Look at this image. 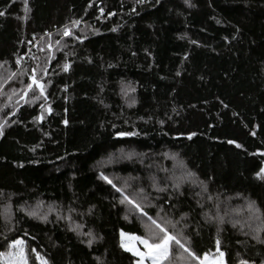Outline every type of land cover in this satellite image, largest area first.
Returning <instances> with one entry per match:
<instances>
[{
  "label": "trees",
  "instance_id": "1",
  "mask_svg": "<svg viewBox=\"0 0 264 264\" xmlns=\"http://www.w3.org/2000/svg\"><path fill=\"white\" fill-rule=\"evenodd\" d=\"M0 12V253L19 239L29 264H135L119 235L144 238L146 220L126 216L110 174L136 179L146 214L177 221L199 258L219 241L264 264V240L214 220L246 203L264 225V0H0ZM33 69L44 96L21 99ZM126 151L147 159L104 165ZM164 154L189 182L165 183ZM36 204L67 222L22 210Z\"/></svg>",
  "mask_w": 264,
  "mask_h": 264
},
{
  "label": "rangeland",
  "instance_id": "2",
  "mask_svg": "<svg viewBox=\"0 0 264 264\" xmlns=\"http://www.w3.org/2000/svg\"><path fill=\"white\" fill-rule=\"evenodd\" d=\"M161 158L165 161V166L168 168V170H161L160 174L162 173L165 175V183L171 187V189H175L179 187L180 185L184 184L185 182H189V175H186V172L183 171L181 165L179 162L175 159V157L168 156V154H164L161 156ZM147 158L145 156H137L135 154H132L131 152H120L117 154V157L111 159H105L104 165L105 166H111L113 161L116 160H125V161H134L142 165L143 161ZM152 167V166H151ZM153 171V170H152ZM104 176H107L109 179L114 181L115 184L118 185V187H121L125 194L128 195L130 198L138 201L143 210L145 207H150L151 205V197L148 196L142 189H140L139 184L136 179L130 178V177H120V176H113L110 174H103ZM191 178V177H190ZM149 183L151 182V189L158 191L157 189H164L163 191L167 190V187H161L158 188L157 180L151 177L149 175L148 178ZM161 191V192H163ZM160 192V191H159ZM218 204H221V202H218ZM39 206V207H37ZM218 212L220 211L222 214H216L214 217V220L217 222L219 221V218H223V222H228L230 224H236L239 225L241 229H245V232H251L254 237H258L261 240H264V225L261 220H259V217L255 214V211L253 208H250L249 204H244L242 207H234V206H223V208L217 206ZM23 211L27 212L29 210H36L37 211V217L43 214H47V217H50L51 215L54 216V218L57 219H65L66 215H63L61 212H59L55 207H44L41 205H31V206H25L22 208ZM6 212L5 216L10 217L9 211L6 209L4 210ZM126 216L130 217L131 215H135L137 213L134 209L126 206L125 209ZM157 219L161 224H163L170 232V234L177 236L182 243L187 246V242L185 239V236L183 234V227L177 223L174 219L167 216V214L161 213L157 211ZM59 217V218H58ZM39 219V218H38ZM144 220H146V217H143ZM175 225V227H173ZM70 227H74L72 223H70ZM252 230V231H251ZM122 233V232H121ZM121 233L119 235V242L120 245L123 242L127 247L134 249L137 252H145L146 249L144 248V245L140 243L139 239H132V237H137L135 235L124 233V237H121ZM142 238V237H140ZM15 249H8L5 256L3 258H0V264H6V261L8 260L7 253L13 252ZM132 255V251H128ZM224 253L223 257L219 255V252H212L210 254H206V264H240V261L243 260L241 255L238 253V251L235 248H228L224 251H221ZM25 253V252H24ZM136 258L135 264H138V261H140L139 255H133ZM26 257V255H25ZM205 255L200 258L197 261H191L190 258H188L187 253L183 251V249L179 248L176 244L172 243L169 246V255L167 259L164 261V264H200V260H204ZM27 264H29L27 262ZM36 264H40V261L37 260ZM143 264H151V261L145 257ZM250 264V263H247Z\"/></svg>",
  "mask_w": 264,
  "mask_h": 264
},
{
  "label": "snow or ice",
  "instance_id": "3",
  "mask_svg": "<svg viewBox=\"0 0 264 264\" xmlns=\"http://www.w3.org/2000/svg\"><path fill=\"white\" fill-rule=\"evenodd\" d=\"M138 3H144V0H137ZM159 0H157V3ZM185 3H189V0H185ZM189 6H191L189 4ZM0 15H4L3 12H0ZM111 15V14H110ZM80 21L76 20L72 22V26H75L76 24H79ZM219 23V21H217ZM116 29H112V31H115ZM63 36L68 37L71 35L70 29L68 25L64 26L63 29ZM75 38V37H73ZM57 44L60 43V41H56ZM20 61H17V64L19 65ZM69 65L65 63L63 65V70L68 71ZM37 70L33 69L32 75L28 77L29 83L24 88V94L21 96V99H24L28 96L30 91L39 90V95L44 96V88L45 85L40 83V77L36 75ZM179 74V73H177ZM122 93L124 95H128L129 91H135L134 88H131L130 86H122ZM135 103V100L132 99L129 106ZM48 111L50 112L51 109L49 108ZM37 119H42V117H38ZM3 127L4 125L0 123V135L3 134ZM118 135L124 136V135H136V133H119ZM192 135H195L194 133L189 135V139H191ZM229 143H233L232 141H229ZM237 147H240V145H236ZM264 173V168L261 169L260 173H257L258 178H264V176H261V174ZM189 176L192 175V173H188ZM100 179L104 180L106 183L112 185L116 192L120 193L121 200L120 203L122 204H128L131 206L132 209H134L141 217H146V223H145V229H146V236L144 238L140 237H132V239H139L140 243L144 245V248L146 249L145 252H137L134 249H131L127 247L123 242L121 243V247L125 251H132L133 255H139L140 261H138V264H143L144 258L147 257L151 264H164V261L167 259L169 255V246L170 244L174 243L179 248L183 249L185 253H187L188 258H190L191 261H197L200 258L195 255L187 246H185L184 243L181 242V240L175 236L170 234L169 230L161 224L157 219L152 218L151 216H148L146 212L143 210L141 204L130 198L128 195L125 194L124 190L121 187H117L111 179H109L107 176L101 175ZM158 191H163L164 189H157ZM39 207V206H37ZM250 208L254 209V205H250ZM255 211H259L258 209ZM26 215L30 217L39 218L42 220L47 219V214L40 215L37 217V211L36 210H29L26 212ZM59 218V217H58ZM70 219V218H69ZM219 221L222 223L223 218L220 217ZM178 223V222H177ZM80 225H77L75 228L70 229L73 231H76ZM175 227V225H173ZM86 235H88L90 238L88 240V244L91 245L93 240L91 239L92 234L89 232ZM124 233H121V237H124ZM257 238L258 237H254ZM10 249H15L13 252L7 253V256L9 257L6 261V264H27V259L25 257L24 253V242L22 240H13L9 244ZM35 253V249L32 250ZM217 251L219 252V255L223 257L224 253L219 251V241H217ZM5 256L4 253H0V258H3ZM37 260L40 261V264H48L46 260H44L42 257L37 255ZM200 264H206V255L204 260H200ZM240 264H247V261L241 260Z\"/></svg>",
  "mask_w": 264,
  "mask_h": 264
},
{
  "label": "built area",
  "instance_id": "4",
  "mask_svg": "<svg viewBox=\"0 0 264 264\" xmlns=\"http://www.w3.org/2000/svg\"><path fill=\"white\" fill-rule=\"evenodd\" d=\"M105 18H106V13H105L104 9L100 8L97 11V14L95 16V19L98 20V21H101V20H103ZM62 33H63V31H62ZM21 59H24V56H22Z\"/></svg>",
  "mask_w": 264,
  "mask_h": 264
}]
</instances>
